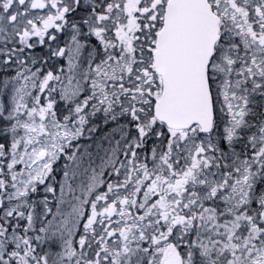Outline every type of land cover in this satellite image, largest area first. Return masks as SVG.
<instances>
[{"label":"snow or ice","instance_id":"obj_1","mask_svg":"<svg viewBox=\"0 0 264 264\" xmlns=\"http://www.w3.org/2000/svg\"><path fill=\"white\" fill-rule=\"evenodd\" d=\"M0 264H264V0H0Z\"/></svg>","mask_w":264,"mask_h":264}]
</instances>
